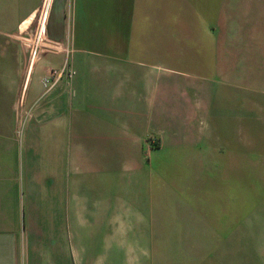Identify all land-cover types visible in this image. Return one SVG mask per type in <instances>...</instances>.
Returning <instances> with one entry per match:
<instances>
[{"label":"crops","instance_id":"obj_1","mask_svg":"<svg viewBox=\"0 0 264 264\" xmlns=\"http://www.w3.org/2000/svg\"><path fill=\"white\" fill-rule=\"evenodd\" d=\"M72 1V26L61 11L46 33L66 50L37 59L24 33L40 11L44 35L51 0L0 1L17 4L0 11V264H76V218L90 264L120 263L153 218L158 152L225 169L234 192L254 172L264 196V0ZM62 64L74 74L45 86ZM213 213L200 233L232 227Z\"/></svg>","mask_w":264,"mask_h":264},{"label":"rangeland","instance_id":"obj_2","mask_svg":"<svg viewBox=\"0 0 264 264\" xmlns=\"http://www.w3.org/2000/svg\"><path fill=\"white\" fill-rule=\"evenodd\" d=\"M16 5H13L15 10L12 12L10 8L4 7L0 11L6 10L14 16L17 14ZM73 9L72 0H51L44 35H39V11L30 28L24 33L31 58L33 54L37 59L47 52L64 53L66 46L47 42L46 33L56 13L61 11L65 14L63 23L72 26ZM2 17L0 16L1 22ZM13 20L14 18L6 17L4 22ZM106 41L107 44H96L91 49L97 52L114 51V35L109 36ZM222 46L221 43V49ZM69 47L73 53L85 51L82 47H73V44H69ZM147 141L151 148L159 146L155 139ZM155 158V188L152 193L157 202L153 204V218L149 220L148 228L141 229L147 231L146 234L124 235V248L122 251L118 250V264H121V257L123 264H264V202H261L264 196H261L260 188L254 185V172H249L251 184L247 186L246 192L244 188L238 187H235L234 192L228 184V171L198 170L195 168V155H168L158 152ZM183 162L188 164L187 170L180 169ZM216 173H219V178H213ZM141 177L135 176V180ZM228 211L234 212V217L230 219L233 225L228 231L219 234L200 233L202 229L198 224L201 221L197 220V215L202 212L209 215L214 212L213 214L218 215ZM127 221L129 220H125ZM75 224V262L90 264L91 257L96 256L101 249L99 245L91 248L84 237L85 233H92L94 236L97 234L90 226V233L84 230L82 219L76 218ZM79 228L82 233L77 235Z\"/></svg>","mask_w":264,"mask_h":264},{"label":"built area","instance_id":"obj_3","mask_svg":"<svg viewBox=\"0 0 264 264\" xmlns=\"http://www.w3.org/2000/svg\"><path fill=\"white\" fill-rule=\"evenodd\" d=\"M67 66H63L61 69L59 70H54V71H51L50 72V76L45 78L44 81H43V84L45 86H48L50 84L57 82L59 79H61L65 74H68V77H71L74 72L73 71H68L66 72L65 69H66Z\"/></svg>","mask_w":264,"mask_h":264}]
</instances>
